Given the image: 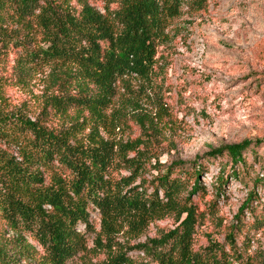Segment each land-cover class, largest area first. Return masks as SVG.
<instances>
[{"label": "trees", "instance_id": "trees-1", "mask_svg": "<svg viewBox=\"0 0 264 264\" xmlns=\"http://www.w3.org/2000/svg\"><path fill=\"white\" fill-rule=\"evenodd\" d=\"M208 6L209 0H0V60H15L11 78L53 65L51 93L37 115L0 112V224L14 235L0 240V264H74L89 252L103 253L101 264H264V250L249 253L264 227L254 206L259 197L250 190L237 222L224 226L217 204L224 178L209 194L201 158L163 163L157 123L140 104L147 97L167 115L154 91L169 62L160 48L175 21ZM129 115L140 124L138 137L115 143L102 135ZM262 142L213 149L205 159L225 155L239 179L249 166L244 153L258 161ZM167 219L174 229L147 237L152 224ZM210 220L224 241L208 236L199 245Z\"/></svg>", "mask_w": 264, "mask_h": 264}, {"label": "rangeland", "instance_id": "rangeland-1", "mask_svg": "<svg viewBox=\"0 0 264 264\" xmlns=\"http://www.w3.org/2000/svg\"><path fill=\"white\" fill-rule=\"evenodd\" d=\"M90 4L103 11L102 3L91 1ZM168 33L170 41L160 48V55L169 62L160 75L161 85L154 89L167 115L159 114L152 103L146 101L147 97L140 101L142 109L157 123L160 160L192 163L201 158L199 162L207 167L200 176L201 183L209 194L217 184L216 178H224V190L217 201L224 226L237 222L250 190L259 197L254 206H258L257 214L263 218L264 185L256 186L255 180L264 179V164L258 162L264 160V0H209L206 13L183 15ZM8 61L0 60V112L28 111L37 115L50 90L53 65L34 67L24 79H12L17 65L13 58ZM149 95L152 99L150 92ZM126 119V124L120 127L101 130L102 135L115 143L135 139L140 135V124L131 115ZM258 140H263L257 147L262 157L255 161L251 153H244L249 166L242 170L239 165V179L232 175L235 167L228 163L225 155L205 159L213 149L245 141L256 146ZM120 174L128 176L129 172L121 171ZM240 180L247 182L248 187L245 188ZM200 203L201 209L204 208V203ZM244 212L245 221L251 223L253 217L248 211ZM91 219L95 231L99 232L97 214L93 213ZM175 227L172 219L159 221L150 226L147 237ZM80 230L85 229L82 226ZM200 231L199 245H206L208 236L224 241L214 221H208ZM95 233L88 242V248L93 250ZM3 235L7 240L14 237L0 224V240ZM25 240L37 249L33 241ZM259 249L264 250V227L255 233L249 253L254 254ZM84 260H76L74 264H101L105 255L89 252Z\"/></svg>", "mask_w": 264, "mask_h": 264}]
</instances>
